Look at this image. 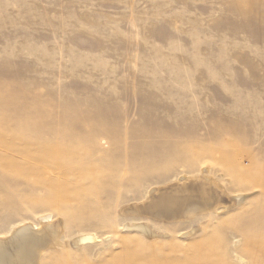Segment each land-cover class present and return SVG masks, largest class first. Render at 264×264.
<instances>
[{"label": "rangeland", "instance_id": "1", "mask_svg": "<svg viewBox=\"0 0 264 264\" xmlns=\"http://www.w3.org/2000/svg\"><path fill=\"white\" fill-rule=\"evenodd\" d=\"M0 88L1 139L17 152L0 156L22 178L0 173V237L52 225L36 264H124L130 253L187 264L209 246L217 264H253L264 246V0H0ZM181 186L196 206L152 214ZM141 223L155 235L123 228ZM83 233L99 241L80 246Z\"/></svg>", "mask_w": 264, "mask_h": 264}, {"label": "bare ground", "instance_id": "2", "mask_svg": "<svg viewBox=\"0 0 264 264\" xmlns=\"http://www.w3.org/2000/svg\"><path fill=\"white\" fill-rule=\"evenodd\" d=\"M6 93H8V92H6L2 88H0V100L1 101H5L6 100L7 95H8ZM0 109H1V104H0ZM0 117H1V119H0V129H2V126H3V124H4L6 119H5V116L2 114V112H0ZM41 127L44 128L46 126H41ZM5 130H6V128H5ZM8 135H11L12 139H14L15 141L20 140L21 139V133H20V130H19V125H17V128L14 127L12 131H9ZM4 136H5V134H4ZM72 136L75 138V141L77 143L81 144L80 143V141H81L80 135L78 133H75ZM37 140L38 139L36 138V139L33 140V142H29V143L30 144L36 143ZM9 142L10 141L6 142L5 140L1 139V133H0V147H3L5 149V151H6V153L7 152H9V153L10 152L17 153V152H14V149H15L14 147L6 146L7 144H9ZM11 142H13V141H11ZM50 151L53 154L55 149L54 148L50 149ZM19 152H20V150H19ZM21 152H22V150H21ZM27 152H29V151H27ZM57 153H58V155L64 154L65 153V148L64 147H59L57 149ZM23 154H26V151ZM18 156H20V157L23 156L24 157V155L21 156V153L18 154ZM41 158L42 157H40V159ZM42 159L44 160V158H42ZM36 160H38V159H36ZM72 160H73V158L64 160V161H66V168H67L69 173H76V171L74 170V168L72 166L73 165ZM39 161H41V160H39ZM45 162H46V160H45ZM18 166H19L18 163L14 162V161L13 162L12 161H10V162L5 161L3 159V156L2 155L0 156V173L8 174L10 176L12 182H18V181H20L22 179L21 175L18 172ZM258 169H260V168H258ZM258 169H256V170H258ZM83 172H84L83 170L80 171L78 173V175L82 174ZM97 172H98V175H100V174H102L101 172H103V171L102 170L101 171L100 170L99 171L95 170V168H94V170H88L87 169V173L84 174L81 177L83 179L94 178L96 176ZM1 191H7V189L4 188ZM186 192H187V189H185L184 187L181 186V187H177L176 189H174L171 192L172 194H169V195L165 194V196H163V197L161 196V198H159L152 205H150V208L153 211L152 214H155L157 217H160L161 219L162 218H170V217L176 216L177 213L181 209L183 210L184 208L188 209L189 207H193L194 205L196 206L197 203L194 201L193 198L188 197L186 195ZM2 193L3 192L0 193V197L2 196ZM161 195H162V193H161ZM203 197H205V199H206V193L204 194ZM8 198L9 197L6 195V196H3L2 200L3 201H9ZM194 198H196V196ZM208 198L210 199L209 195H207V199ZM196 199L198 200V198H196ZM217 199H218V197H217ZM62 200L65 201V197H62ZM51 218H53V217H52V215H49V214H44V215H41V216L38 217L39 222H40V224L42 226H44L43 224L47 225L48 221ZM37 226H38L37 224H31V223L21 224V225H18L16 227H13L10 232H8L6 235L0 237V264H36L37 263V260H38V258L40 256V254L42 253L41 251L45 248V246H47V243H49L48 241L53 239L52 236L55 235V230L52 228V225L51 226H47L44 229L40 228L41 231L37 230L38 232L36 231ZM256 227H258V225ZM123 228L126 229V230H131V231H139V232L145 234L148 237L150 235L153 236V234H154L153 232H151V230L146 225H143L142 223L141 224L125 225ZM98 238L99 237H97V234H92V233L91 234L90 233L84 234L83 233V234H80L77 237L76 243L78 245H80V246H85L86 247V245L95 244L97 241H99ZM216 238H218V237H216ZM219 238H221V237H219ZM50 246H48V247H50ZM209 249L210 250H205V252L197 253V257H195L193 260H191L187 264H208L206 262V260L209 262V264H217L218 259H217V256L214 253V251H215L214 247H212V246L210 247L209 246ZM135 257H136L135 253H130L126 257L127 261L125 260L126 263L124 261V264H135V261H134ZM237 260L239 262H245L244 259L241 258V257H237ZM57 261H59V260H57ZM153 264H168V263L160 262V261H158L156 259V260L153 261ZM253 264H264V246L261 245L253 253Z\"/></svg>", "mask_w": 264, "mask_h": 264}]
</instances>
